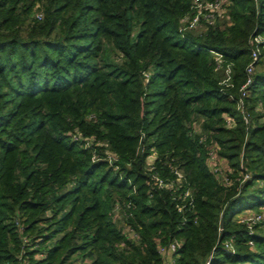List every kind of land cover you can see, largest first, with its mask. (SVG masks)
I'll return each mask as SVG.
<instances>
[{
	"label": "trees",
	"instance_id": "16d2710c",
	"mask_svg": "<svg viewBox=\"0 0 264 264\" xmlns=\"http://www.w3.org/2000/svg\"><path fill=\"white\" fill-rule=\"evenodd\" d=\"M192 1L0 0V264H264V0Z\"/></svg>",
	"mask_w": 264,
	"mask_h": 264
},
{
	"label": "built area",
	"instance_id": "2783aa9c",
	"mask_svg": "<svg viewBox=\"0 0 264 264\" xmlns=\"http://www.w3.org/2000/svg\"><path fill=\"white\" fill-rule=\"evenodd\" d=\"M222 10V2L221 0H193L191 5L189 6L188 13L183 18L184 30H195L202 26H212ZM41 14H37L36 18L39 20L41 19ZM251 44V54H250V62L246 66L245 73H246V80L244 84L240 88V96H239V103L238 109L242 111V100L247 97L248 89L252 83V74L254 71V65L258 63L260 60L263 62L264 66V34H258L250 39ZM214 56V60L216 63V68H221L222 64L224 63L223 57L221 54L211 51ZM231 65H226L225 67V79L221 82V84L228 86L229 80L231 76ZM230 86V85H229ZM246 121V118H244ZM226 125H231V119L226 118ZM113 158L111 156L107 157V162L112 163ZM211 164H214L216 157L213 152H210ZM218 171V168H215V171ZM246 178V176H245ZM158 185L162 186V181L157 180ZM188 194V193H187ZM186 194V196H187ZM246 220L251 221L253 224H262L264 226V211L252 214L250 217L249 215H245ZM178 244L171 243L168 248H160L159 252L163 255L171 254L175 252L177 249ZM225 249L230 250L231 244L226 243L224 245ZM169 256V255H168ZM165 264H174L172 259H168Z\"/></svg>",
	"mask_w": 264,
	"mask_h": 264
},
{
	"label": "rangeland",
	"instance_id": "374dc122",
	"mask_svg": "<svg viewBox=\"0 0 264 264\" xmlns=\"http://www.w3.org/2000/svg\"><path fill=\"white\" fill-rule=\"evenodd\" d=\"M221 2H222V0H221ZM223 4V3H222ZM200 29L198 28V30L197 31H199ZM245 214H243L242 216H241V218H246L245 216H244ZM250 217L252 216V214L251 215H249Z\"/></svg>",
	"mask_w": 264,
	"mask_h": 264
},
{
	"label": "water",
	"instance_id": "95a60500",
	"mask_svg": "<svg viewBox=\"0 0 264 264\" xmlns=\"http://www.w3.org/2000/svg\"><path fill=\"white\" fill-rule=\"evenodd\" d=\"M222 225V220H221V222H220V226Z\"/></svg>",
	"mask_w": 264,
	"mask_h": 264
}]
</instances>
